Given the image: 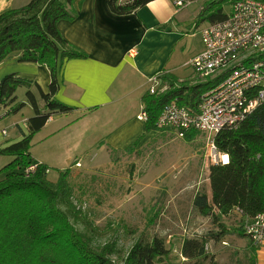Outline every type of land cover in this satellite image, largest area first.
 Here are the masks:
<instances>
[{
  "label": "trees",
  "instance_id": "1",
  "mask_svg": "<svg viewBox=\"0 0 264 264\" xmlns=\"http://www.w3.org/2000/svg\"><path fill=\"white\" fill-rule=\"evenodd\" d=\"M149 1L107 0V3L113 13L121 15L135 14L138 7ZM81 3L82 0H30L0 13V62L18 54L20 61L44 65L50 73L46 92L33 79L17 73H9L0 80V108L12 113L24 106L25 102H18L15 95L16 88L23 85L27 88V101L34 109L26 120L28 134L0 148V155L12 158L0 168V264H159L171 252L165 240L154 235L137 239L126 253L119 250L115 240L97 244L85 231L90 224L77 204L69 179L70 167L60 171L56 181H52L48 178L49 167L31 157V139L51 114H68L75 109L56 99L57 75L65 60L86 54L61 35L57 22L76 18ZM226 17L227 13L216 7L214 0H207L198 14L200 20L207 19L208 23ZM227 75L223 72L213 79H198L195 84L161 78L156 92L147 90L141 97L147 114L144 132L124 148L109 147V150L129 152L146 133L158 131L157 117L172 100L194 111L200 96ZM33 86L41 94L45 111L37 102ZM192 137V131L183 136L187 140ZM212 141L215 150L226 154L228 161L209 165L210 197L204 190L197 191L192 200L194 209L210 216L212 221L236 210L244 221L264 213V101L237 127L214 134ZM31 164H36L35 169L27 172ZM81 223L83 230L77 228ZM219 228L229 231L221 224ZM205 242V236L186 237L180 254L192 260L191 264H197L205 256ZM251 264H256L254 259Z\"/></svg>",
  "mask_w": 264,
  "mask_h": 264
},
{
  "label": "crops",
  "instance_id": "2",
  "mask_svg": "<svg viewBox=\"0 0 264 264\" xmlns=\"http://www.w3.org/2000/svg\"><path fill=\"white\" fill-rule=\"evenodd\" d=\"M29 1L0 0V13L25 5ZM77 10L76 18L61 19L57 22V27L61 35L83 50L86 56L63 62L57 75L59 88L55 94L59 101L75 109L68 113L70 119L67 121L61 120L66 114L51 116L48 122L57 121L53 128L46 130L45 123L31 139V144H49L37 155L31 154L30 151L35 162L44 163L48 167L56 164L50 159L59 157L55 151L50 150V144H80V140L86 135L85 139L89 144L124 148L137 139L144 131V124L133 135L111 130V135L108 136L106 132L112 122L111 118L123 116L129 109L134 111L137 105L142 107L141 97L147 91L146 85L150 76L158 74L160 83L164 77L188 84H195L199 79L194 80L196 77L193 70L185 75L182 73L190 58L184 62L182 47L177 45L175 37L178 34V24L174 22L179 10L175 9L172 0H151L138 7L135 14H115L110 10L107 0H82ZM202 44L201 41V47L194 51L193 55L202 50ZM7 73H17L36 80L42 90L46 86L44 92L50 82L47 67L20 61L18 54L0 62V80ZM165 88L164 86L163 89ZM33 114L34 109L28 101L17 112L7 113L6 109L0 108V148L17 142L28 134L26 120ZM138 114L139 112L136 116ZM119 126L121 125L115 127ZM84 127H87L86 134ZM66 136L69 138H65ZM199 164V170L206 176L204 187L210 197L208 174L209 165L212 163L201 160ZM196 192L197 190L194 195ZM214 211L218 213V210ZM194 213L200 222L194 225L192 237L205 236L206 239L205 256L200 257L197 264L219 262L227 252L225 245H228L227 237L230 232L219 228L221 220L212 223L208 220L210 216L201 215L195 209ZM224 227L228 228L225 225ZM184 237L186 238H179L177 244L179 255ZM255 255L256 264H264V242L257 246ZM180 257L185 259L181 255Z\"/></svg>",
  "mask_w": 264,
  "mask_h": 264
},
{
  "label": "rangeland",
  "instance_id": "3",
  "mask_svg": "<svg viewBox=\"0 0 264 264\" xmlns=\"http://www.w3.org/2000/svg\"><path fill=\"white\" fill-rule=\"evenodd\" d=\"M206 1L193 3L176 13L174 23L178 24V34L175 38L178 47H182L184 62L201 47L200 31L208 24V20H200L198 14ZM214 1L222 12H230L229 0ZM191 70L189 65H184L182 73L185 75ZM194 75L195 81L214 77L204 79ZM148 87L149 82L146 85ZM45 89L46 86L43 87ZM32 91L40 108L45 111L40 92L34 86ZM26 94L25 86L16 88L18 102H27ZM141 108L137 105L134 111L129 109L123 116L111 118L106 135L110 136L111 130L128 135L138 132L144 124L135 117ZM61 115L57 112L51 114L52 117ZM69 116L63 115L61 120L67 121ZM46 123V130H49L57 121ZM116 125L121 126L116 128ZM84 128L86 134L87 127ZM190 131L193 132L190 140L170 129L146 133L129 152L109 150V147H104L107 144H89L86 135L80 144H50V150L59 157L50 159L56 164L50 165L48 178L56 181L59 172L70 167L69 179L74 186L77 204L90 224L85 231L97 244L115 240L119 250L126 253L137 239L154 235L163 238L165 246L171 250L170 255L159 264H191L192 260L188 261L185 257L182 260L181 254L177 253V244L183 236H194V225L200 222L195 216L192 200L196 190H206V176L199 170V162L206 160L210 163L211 138L203 132ZM48 145L31 144V154L37 155ZM11 159L7 155L1 156L0 165H5ZM77 161L79 165H76ZM222 218L219 219L220 224L230 229L228 245H225L227 252L223 254L224 259L212 264H251L253 259L256 262L257 249L255 251L256 246L244 234V219L235 211ZM208 220L212 223L216 221H212L211 217ZM77 228L83 230L84 224H78ZM239 229L242 233L238 232Z\"/></svg>",
  "mask_w": 264,
  "mask_h": 264
},
{
  "label": "built area",
  "instance_id": "4",
  "mask_svg": "<svg viewBox=\"0 0 264 264\" xmlns=\"http://www.w3.org/2000/svg\"><path fill=\"white\" fill-rule=\"evenodd\" d=\"M200 1L172 0V3L175 9L181 10ZM229 1L231 9L227 17L208 23L201 29L203 48L185 64L204 79L223 72L228 75L200 96L194 111L172 100L163 106L156 120L158 128L173 130L181 137L190 130L210 136L211 152L208 156L211 163L228 161L225 154L215 150L214 134L225 128L237 127L264 101V0ZM157 75L148 78L149 93L159 89ZM136 117L147 120L143 108ZM35 166L29 165L26 171H33ZM243 230L254 246L262 244L264 213L246 218Z\"/></svg>",
  "mask_w": 264,
  "mask_h": 264
},
{
  "label": "snow or ice",
  "instance_id": "5",
  "mask_svg": "<svg viewBox=\"0 0 264 264\" xmlns=\"http://www.w3.org/2000/svg\"><path fill=\"white\" fill-rule=\"evenodd\" d=\"M225 159H227V157H225Z\"/></svg>",
  "mask_w": 264,
  "mask_h": 264
}]
</instances>
